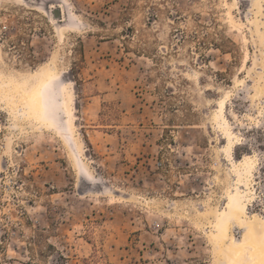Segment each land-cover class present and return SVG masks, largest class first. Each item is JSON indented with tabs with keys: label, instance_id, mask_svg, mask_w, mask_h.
Returning a JSON list of instances; mask_svg holds the SVG:
<instances>
[{
	"label": "rangeland",
	"instance_id": "1",
	"mask_svg": "<svg viewBox=\"0 0 264 264\" xmlns=\"http://www.w3.org/2000/svg\"><path fill=\"white\" fill-rule=\"evenodd\" d=\"M246 235L264 0H0V264H233Z\"/></svg>",
	"mask_w": 264,
	"mask_h": 264
},
{
	"label": "bare ground",
	"instance_id": "2",
	"mask_svg": "<svg viewBox=\"0 0 264 264\" xmlns=\"http://www.w3.org/2000/svg\"><path fill=\"white\" fill-rule=\"evenodd\" d=\"M17 87L19 88V86H16V89L15 90L13 89L14 92L16 90L17 91L19 90V89H17ZM20 91H21V89L19 90L18 93H16V95L21 93V95L24 99V103H23L24 106L23 107H25L29 111V113L32 112L31 114L33 116H37L40 119V117H42V114L44 111V99H43L42 85L38 84V85L32 86L30 88H26L21 92ZM20 103H22V101H20L19 104ZM25 112H27V111H25ZM248 222L249 221H247V223H245L244 225L248 230V232H247L248 237L250 236L251 238H253L255 235L253 233V225L251 223L252 221L250 223H248ZM254 239L255 238H253V241H254ZM249 240H250V238H249ZM249 240H248L247 235H246L240 243L234 242L231 244L230 253L232 254L231 256L233 258V264H264V240L262 239L263 241L258 242V243H254L256 240L254 242L249 241Z\"/></svg>",
	"mask_w": 264,
	"mask_h": 264
}]
</instances>
